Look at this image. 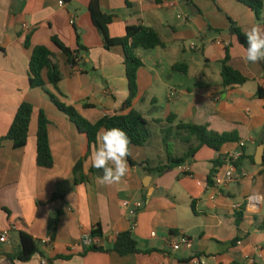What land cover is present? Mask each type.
Instances as JSON below:
<instances>
[{
    "label": "crops",
    "instance_id": "1",
    "mask_svg": "<svg viewBox=\"0 0 264 264\" xmlns=\"http://www.w3.org/2000/svg\"><path fill=\"white\" fill-rule=\"evenodd\" d=\"M92 1L0 0V140L19 105L29 103L46 115L53 159L49 169L36 164V116L23 148L14 149L10 141H0V232L8 229L9 222L21 220L40 252L24 263L13 260L20 251L18 227H14L8 240L0 242V264H264V230L260 229L264 219V61L246 62V48L229 33L230 22L245 36L254 26L264 27L251 10L235 0H191L190 4L174 3V7H170L173 0H96L104 13L114 16L108 26L111 38L123 37L126 27L142 24L155 30L166 45L150 52L137 51L139 57L146 55L132 104L141 115L139 104L148 102L155 112L159 110L157 97L148 93L155 82H161L162 67L150 61L159 49L181 43L175 51L177 56L181 52L183 61L175 63L186 64L185 52L195 43L197 49L190 51L200 54L205 69L201 71L202 85L192 91L168 93V100H180L174 105L176 121H164L171 113L151 120L163 128L162 134H151L144 146L130 149L137 165L128 163V172L119 182H101L100 174H90L101 133L83 163V175L89 180L77 182L73 168L87 153V139L48 95L73 107L90 123L127 114L121 112L128 97L122 50L103 49L88 10ZM52 38L80 51L77 67L67 65ZM36 46L48 48L54 55L52 62L60 67L59 93L49 84L44 89L29 86V60ZM226 50L228 66L248 78L246 84L224 88L221 83H208L209 70L213 64L220 65ZM46 74L43 71L45 80ZM177 122L205 126L217 134L237 132L239 142L246 145L232 182L216 187L208 177L212 162L238 152V143L225 144L219 152L202 147L182 164L189 168L188 174L178 167L162 175L144 170L168 164L164 140L174 157H182L189 145H195L192 138L176 130ZM259 154L262 163L257 165ZM224 170L222 165L216 175ZM256 196L262 201L251 204L248 199ZM238 213L242 215L239 225ZM97 227L105 249L114 242L108 238L129 231L144 253L120 256L86 251L79 246L80 238ZM174 235L186 236L190 245L173 251L170 237ZM45 238L51 242L42 244ZM236 239L239 242L232 244Z\"/></svg>",
    "mask_w": 264,
    "mask_h": 264
},
{
    "label": "trees",
    "instance_id": "2",
    "mask_svg": "<svg viewBox=\"0 0 264 264\" xmlns=\"http://www.w3.org/2000/svg\"><path fill=\"white\" fill-rule=\"evenodd\" d=\"M242 4L254 13L256 20L264 27V1L263 0H235ZM186 3H192L191 0H184ZM89 13L92 23L97 30L103 49L106 51L112 48H120L123 54V65L125 67V77L127 81L128 97L122 104L121 112L127 111L125 115H113L104 116L96 123H90L83 117H81L73 107L62 104L56 97L49 94V98L52 104L57 110L63 113L70 122H72L78 131L86 136L87 139V153L81 158L73 168V175L77 182H87L89 176L83 175V163L90 154L92 148L96 145L98 135L104 130L112 127H118L123 129L129 139V150L132 147L144 146L151 137V133L147 129V122L143 116L132 109L133 101L138 95V82L137 74L140 68L143 67L141 58L137 55L138 50L145 52L153 51L157 48L164 49L165 43L162 41L159 34L142 24L128 26L125 29V34L120 38H111L108 33V26L112 23L114 16L104 13L100 8L99 3L94 0L89 5ZM229 33L237 37L238 42L245 48H247V38L242 34L240 29L230 22ZM52 43L57 51L64 54L66 57V63L72 68L78 66L79 50L72 51L58 39L52 38ZM26 47H29V37L25 40ZM79 45V44H78ZM79 48L83 51L86 49L82 46ZM53 53L44 46H36L32 49L29 60V86L31 89H44L46 84L51 85L59 93V84L62 81V74L58 64L53 63ZM230 58L228 50H226L225 58L220 62L221 71V85L224 88H231L235 86H242L246 84L249 79L244 77L238 71L228 66V60ZM43 71H46V80L43 78ZM172 71L187 74L188 66L183 63H175L172 66ZM257 95L261 96L262 91L258 89ZM155 104V103H154ZM36 116L37 119V132H36V164L39 167L49 169L53 165L52 154L48 141V120L44 111H36L34 107L29 103H22L19 105L13 122L4 137L0 141H10L14 149L23 148L28 140L29 125L31 119ZM177 119L175 114H170L165 121L168 124H173ZM176 130L183 132L187 137L192 138L195 141V145H189L187 151L182 157H174L171 152L170 145L164 140L167 146V165L158 166L156 168H146L144 170L156 175H162L172 167L182 166L186 161L193 159L194 155L202 148L208 147L216 152L229 143H238L239 136L237 132H229L223 134H217L208 131L207 127L199 126L192 123L177 122ZM187 143V142H186ZM244 158H241L235 163L236 168H239V163ZM251 163L254 165V159L250 158ZM127 161L130 166H136L137 164L131 159V155L127 157ZM213 167L208 177V182L212 183L218 170L224 165V158L218 157L212 162ZM98 173L103 176L102 169L91 168L90 174ZM78 177V178H77ZM237 225L240 224L242 215L238 213ZM14 227H18L17 234L19 239L20 251L14 257L13 260L24 263L29 261L34 255L39 254L37 243L27 233V226L21 220H16L13 223H8V229L12 230ZM260 229L264 230V219L260 225ZM92 235L101 236V230L99 227L92 229ZM239 242L236 239L232 244ZM86 251L90 252H114L120 256H126L130 254L144 253L138 248L137 242L132 237L131 232H122L117 234L114 242L105 249V247H92ZM146 253V252H145Z\"/></svg>",
    "mask_w": 264,
    "mask_h": 264
},
{
    "label": "rangeland",
    "instance_id": "3",
    "mask_svg": "<svg viewBox=\"0 0 264 264\" xmlns=\"http://www.w3.org/2000/svg\"><path fill=\"white\" fill-rule=\"evenodd\" d=\"M189 45L190 44L188 43V47ZM181 47V43H179L178 45L169 44L166 50L159 49L156 55H153V57H151L150 59L151 62L159 64L162 67L160 78L161 82H155L156 84L153 85V87L148 91L149 95H154L155 97H157L159 101V110L157 112L150 113L153 107H150L148 102L139 104L138 109H141V111L143 112V118L148 123L147 129L153 136H160L162 134L161 130L163 128L154 124L153 121H151L152 119L162 118L163 116L169 115V113L176 114L174 105L176 104V101L180 100H176L178 97L173 98L172 101L168 100V93L170 91L179 92L180 90L187 88H190L192 91L199 85L203 84H201V71L205 69L204 62L202 61L200 54L192 53L189 48V50L187 49V51L185 52L186 56L184 58V62L188 65L187 74H181L172 71V63L183 61L181 52L178 53L177 56V52L175 51V49ZM140 58L143 61L145 60L146 55H141ZM220 69V65H212V68L211 70H209L208 75L209 84L218 85L219 83H221ZM164 127H167L166 123ZM175 135L176 133L174 132L173 136L175 137Z\"/></svg>",
    "mask_w": 264,
    "mask_h": 264
},
{
    "label": "clouds",
    "instance_id": "4",
    "mask_svg": "<svg viewBox=\"0 0 264 264\" xmlns=\"http://www.w3.org/2000/svg\"><path fill=\"white\" fill-rule=\"evenodd\" d=\"M246 37L247 48L243 59L250 63L264 61V28L254 26L246 33ZM129 145L130 139L121 128H108L100 134L92 166L103 170L101 182L117 183L127 174ZM255 199L259 201L262 197L256 196Z\"/></svg>",
    "mask_w": 264,
    "mask_h": 264
},
{
    "label": "built area",
    "instance_id": "5",
    "mask_svg": "<svg viewBox=\"0 0 264 264\" xmlns=\"http://www.w3.org/2000/svg\"><path fill=\"white\" fill-rule=\"evenodd\" d=\"M173 1L174 2L170 4V7H174V5H175L174 3L184 2V0H173ZM59 5L62 6L63 1L59 2ZM178 18L181 19L182 17L178 16ZM190 49L196 50L197 45L195 43H192L190 45ZM245 145H246L245 142H238V152L228 153L224 156L225 170L221 176L216 175L213 179V184L216 187L225 186V185H227L233 181L234 177L236 176V170H237L235 163L243 157V155H244L243 149L245 148ZM178 168H179V170L188 174L189 168L187 166H179ZM248 201L251 204H253V203L258 204L262 201V199L258 201L255 199V197H250L248 199ZM124 205L126 206L127 203H125ZM141 206L142 205L140 203L137 204V208H140ZM9 231L10 230L7 229V230L0 232V242L1 243H4L8 240ZM116 236H115V238H116ZM115 238L111 237L108 239L110 242H113L115 240ZM170 241H171V248L173 251H178L183 246H189L190 245L189 239L184 235H174V236L170 237ZM50 242H51L50 238H45L41 241L42 244H46V243H50ZM103 244H104V238L102 237V235L101 236L92 235L91 233L82 235V237L80 238V241H79V246H81L85 250L90 249L92 247H104ZM42 264H48V263L46 261H42Z\"/></svg>",
    "mask_w": 264,
    "mask_h": 264
},
{
    "label": "water",
    "instance_id": "6",
    "mask_svg": "<svg viewBox=\"0 0 264 264\" xmlns=\"http://www.w3.org/2000/svg\"><path fill=\"white\" fill-rule=\"evenodd\" d=\"M155 111H156V108L153 107L150 113H154ZM258 157L261 158V157H260V154L257 155V156L255 157V162H256L257 165H260V164L262 163V158H261V160L259 161V160H258ZM239 173H240V172H239ZM149 182H150V177H147V178L144 180V185L147 186V185L149 184Z\"/></svg>",
    "mask_w": 264,
    "mask_h": 264
}]
</instances>
